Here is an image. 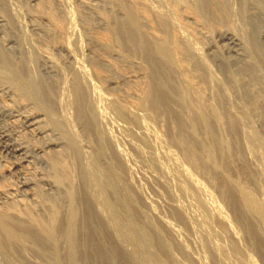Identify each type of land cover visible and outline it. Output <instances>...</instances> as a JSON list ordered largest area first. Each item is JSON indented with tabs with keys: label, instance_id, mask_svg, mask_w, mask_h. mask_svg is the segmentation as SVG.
Wrapping results in <instances>:
<instances>
[{
	"label": "rangeland",
	"instance_id": "374dc122",
	"mask_svg": "<svg viewBox=\"0 0 264 264\" xmlns=\"http://www.w3.org/2000/svg\"><path fill=\"white\" fill-rule=\"evenodd\" d=\"M118 1H120V0H118ZM121 1L124 2V0H121ZM144 1L150 7V9L147 11V15L149 17L150 23L152 22L150 25L152 31L151 30L150 31L154 34V36L156 35L155 37H157V39H161V38L163 39L166 36L165 33L168 34V32H166L165 29L163 28V26L162 25L160 26V24L164 23L165 21L162 22L163 19L160 20V18H158L156 16V14L158 15V13L161 16H165L164 19L166 17L167 18L169 17L168 19L170 21H172L173 17H174L173 18V21H174L177 19L178 20L181 19V17H184V14H186V13H189L192 15L194 13L193 17L196 16V17H194V19L198 23L197 27H199V28H197L193 24V22H187V23L192 24V25L188 24L189 28L191 30H193V28H195L194 30L200 29L199 31H201V32L204 31L205 34L203 32L202 33L204 35H207L206 38H201L199 35L196 34V36L201 38V39H199L200 42H198V44H199L198 47H200V50L202 49L201 51H202V54H204V58H205L204 61L206 60L205 64H208V65H206V67L208 66L207 67L208 72L209 73L212 72V73L209 74L210 78H208V79L207 78L201 79L200 77L199 78L195 77L191 80L192 83H194V85L196 87V91H194L195 94L192 93V97L190 96L191 98L189 97L188 101L186 102L188 109L189 110L191 109L190 113H188V114L182 113L184 115L181 116L182 115L181 111H183L181 108L182 105L176 101L172 102L169 106L166 107V106H163L161 104L156 105L152 102L151 99H149V100L147 99V105H146L147 111H146V113L144 110H143L144 112L143 111L140 112L139 118H142V119H139L137 122L135 119H133L131 117L130 118L120 117L118 115V113L115 110H113L112 106L111 107L109 106V105H112L111 104L112 101L114 102V101L118 100L119 102H122L121 97L122 96L125 97V93L128 94V93H131L135 89L140 90L142 88L141 90H143V89H147V87H151L153 80L156 78L157 75H159L158 71H159V73L161 71L160 65L157 64L159 66V67L158 66L156 67V68H158V70H156L153 66L150 65L149 60H150L151 55L149 52V48H150L149 45L151 42L150 40H152V39H148L149 38L148 37V34H149L148 31L149 30L146 29L145 27L141 26L140 27V33L141 34L139 33L140 36L138 35L139 39H141L144 44L148 45V48L144 44H143V46L138 45L137 44L138 36L136 34H134L132 32L128 33V32L123 31V27H122L123 19H122V17H120V15L117 14V12H114L115 9H116L115 11H117L116 6L114 7L115 8L114 10L113 9L110 10L109 8L102 7L101 5H98L96 2H93L91 0L90 1L89 0H82V1L81 0H66V4H65L66 8L65 7L62 8L57 4L56 0H38L36 2H33L32 0H0V16L5 21V25L3 27H0V73L3 74V68L5 66H7V64L11 65V66H15V67L19 68L20 70L22 69L21 72H23L24 74L26 72L25 70L28 69L27 71L29 73H31V75H33L37 80H40L39 81L40 84L44 85V87L42 86L43 87L42 90L44 93V97H46V100L44 98V103H42L38 100H35L33 97H30L29 95L24 96L22 93L20 94L19 90H15L12 88L11 89V95L9 92L6 95L3 94V96L1 97L2 98L1 102L3 103V105H5L6 109L17 111L19 116L20 115L22 116L26 113L39 112V111H40V113H42L45 111L50 116H52L51 119L48 118L50 121H48L46 119V123H47V125L50 126L49 128H52L51 130H53V134L50 133L48 135V137H44V138L37 137V138H35L32 136V133L29 132V130L24 128V126L22 124V118L21 117L20 118L16 117L15 119H12L11 121L5 120L4 117H0V142H1V137L3 135L4 130H8V131L16 130V131H18V133H17L18 134V138H17L18 142H23V143H26V145L31 144V146L39 147L40 145L43 144V142H46L48 139L55 141V139L57 140L59 138V137L57 138L58 133L54 129V127H52L53 126L52 124L56 123L57 120H58V122H61L63 120L64 122L65 121L68 122L67 126L69 125L68 126L69 129L71 126L73 127L72 130L76 132L78 138L82 142H84L85 144H87L89 146L90 145L95 146V148H96L99 144L98 143L99 141H98L97 129H95L96 128L95 123H97V122H96V117H95L96 113L94 114V111L99 112V114L102 115L103 121H104L101 128L103 129L104 133L107 134L106 137L108 139L104 140L105 154H104L103 159H102L103 161H100V158L93 159V161L100 168L101 174L106 175L107 172H109V173L113 172L116 177L118 176L117 177V179H119L118 183H120L123 186V184L126 182V186L129 185L128 187H130V189H131L130 193H131V198H132L131 204L133 202V204L131 205L132 207L130 208V214H129V216L126 215L124 217L122 212L119 213L118 217H117V221L122 226L125 223L124 218L129 217V220L132 221L131 222L132 227L131 226L130 227H128V226L124 227L123 226L124 227L123 229L124 230L129 229L130 232H132V235L138 239V241L140 243L139 245L141 246V247H139L140 250L141 249L144 250L145 248L143 247V244L141 243L142 241H140L141 239H139L135 230L142 228V225L145 224L143 217H142V212L143 213L145 212L146 214H148L149 219L151 220L150 221L151 223L154 221L153 222L154 224H152V225L155 226V227L154 226L153 227L157 231H155L154 228H151L150 226L149 227L146 226L147 230L150 228L149 231L144 229L145 234L149 235L151 241L153 240V242H154L153 243L154 244L153 245V253L148 254L145 252L146 253L145 256H147V258L150 260V263H152V264H158V263H163V264H174V263H176V264L177 263L178 264L179 263L180 264L181 263L182 264H194V262L185 254L182 247L180 246V248H179L178 243L176 242L171 231L162 222V219H166L171 224L172 227L175 226L174 227L175 230L177 229L176 232L179 235V236H177V239H180V242L187 248V250L189 252H191V254L194 257L195 256H196V258L200 257V259H202L204 257L205 259H203V260L205 261L206 264H217L216 261L213 259L212 255L210 254L209 245H208V242L206 240L207 236H209V237L212 236L211 240H213V239L215 240V241L213 240L214 244L215 245L218 244L217 246L221 247L224 252H227L225 254V256H226L227 260L229 259V264H244L245 263L244 258H246L247 255H248V257L250 255V259L253 261L254 264H264V256L262 255L261 251L259 252V250H257V249L255 250L253 247L250 246L251 243L256 240V238H257V241H259L260 238L257 237V235H256V238L254 240L253 234L255 235V233L253 230L254 228H253L252 222L250 221L249 217L247 218V216L244 214L243 210L241 209V206L239 203L240 202L239 198L234 191L235 186L232 184V182H230V180L231 179L236 180L239 178L240 181L243 182L245 185H247L249 187L248 189L253 192L252 193L250 191L251 194H253V196H255L256 200H258L259 202L261 201V204L263 203L262 204L263 206H264V185H263L264 182H261L260 184L255 185V183L252 181L254 176H253V173L249 170L248 165L246 163L247 161L245 160V158L243 156L242 139L239 136V133H237L239 131L236 128L232 129L229 127V122L230 121L236 122V118L225 113V108H227L228 105H231V107L232 106L235 107V108L232 107L233 112H240L239 110L242 107H243L242 109H244L245 107L249 106L247 104V102H245L247 100H246V97H244L245 96L244 86L246 85V83L251 82V76L252 75L250 74L249 70H245V72H242L243 74L240 75L241 77L239 76L240 78L237 77L239 79L238 83H237L236 80L235 81L233 80L234 79L233 76L228 75L227 70L226 69L223 70L219 66V63L215 59H213L210 54H208L209 52H207L205 49L206 45H208V43H210V42L216 41L215 39L217 36V32L219 30L223 31V29H224V31H225L228 28L227 27L225 28V26H222L223 28L221 29V27L219 25L217 26L212 19L210 20V18H208L209 16L207 17V15H204L205 12H203L202 10L201 11L203 14H201L200 9H198L197 7L194 6L195 5L194 0L193 1L192 0H186V1L182 0L181 3L183 6L180 3V7H179L178 1H175V0H173V1L172 0H144ZM82 2L83 3L85 2V4H88L91 7L93 5L92 8H97V10L99 9L100 13L102 12V14L105 17L110 18L109 19L110 23L112 21L110 26L112 24H114V25H112L111 28H109V29H103V28L99 27L98 23L91 16H89V15L83 16L82 12L84 11V9L81 6ZM113 2L117 4L116 0H113ZM183 2L185 3V5ZM245 2H246V4H245ZM250 2L252 4H250ZM230 5H231V8L233 9V14H234L232 19H231L232 20L231 26H233V27H231L233 29V30L231 29L232 32L235 31L236 34L235 33L234 34L240 38L243 37L242 35H246V34L251 35V36H255L256 32L253 28L251 21H250L248 12H249V9L252 5H256V7L260 10L262 8H264V0H250V1L249 0H230ZM241 5H243L244 8ZM170 7H173V8H170ZM186 7H188V8H186ZM191 7H192V9H191ZM241 8L244 9L243 10L244 14H242V13L240 14L239 9H241ZM151 9H152V11H151ZM153 9L154 10L156 9V10L154 11ZM157 10H161V11L157 12ZM189 10H191V11H189ZM198 10H199V12H198ZM172 11H173V13H172ZM195 11L198 12V15ZM262 11L264 12V10H262ZM162 13H164V14H162ZM43 14L51 16L53 18V21L55 22V25L62 29L63 35H61V37L53 39V37L47 36L46 33H47L48 29L46 28V26L44 27V25L39 26V28L36 29L35 20H38L39 17ZM66 14L69 15L70 21H66V18L64 17ZM178 14H179V18L177 16V18L175 19L176 15H178ZM172 15H173V17H172ZM112 16H114V17H112ZM117 16H118V18H116ZM84 17H85V19H84ZM119 17H120V19H119ZM169 20H167V21L169 22ZM183 22H184V20H183ZM187 23H185V24H187ZM209 23L211 24V26ZM173 25H174V23H173ZM215 25L217 27H215ZM170 26H171V24H170ZM90 27L93 30L96 29L95 31H93L94 35L98 36L96 38H101V39L103 38L102 40L105 39V40H107V42L109 41L108 44L112 43V46L110 44V46H111L110 48L108 47V48H100L99 49V47L96 46L94 40L86 33L87 29H91ZM214 28H215V30H214ZM141 29H142L143 33L141 32ZM176 29H177V31H176ZM176 29H175V27L173 29V30H175V31H173V32H175V35H177V34L182 35L183 30L180 28H176ZM179 29L182 30L181 31L182 33L179 31ZM49 30H51V29H49ZM197 30L195 33H197ZM176 32H177V34H176ZM157 34H159V35H157ZM168 36H169V34L167 35V37ZM136 37H137V40L135 39ZM109 39H111L113 41L111 42V40H109ZM163 40H165V39H163ZM6 41L12 43L11 44L12 46H8ZM148 41H150V42H148ZM56 42H57V44L66 43L69 46V49L71 48L70 51L72 52L74 58L78 60V62H77L78 66H80L82 71L84 73H86L85 74L86 79H84L82 81L84 82L86 80L87 83H92L91 88L94 87L93 89H91V88L88 89V92L90 94L87 93V91L84 89L85 87L82 85L83 90L81 91V94L80 95L78 94L77 96L75 95V92L73 91L74 76H75L74 72L72 70V67H71L69 61L67 60V58H65L66 57L65 54L52 50L51 46L55 45ZM4 44H6V45H4ZM3 45H4V47H3ZM49 48H50V50H49ZM90 48L94 51H97L96 53L100 54L103 57L107 56L109 54L111 48H112L116 52L119 51L118 54L120 53V55H119L120 58H116V59L111 61L112 65H113L112 70L111 69L109 70V68H105V67H104L105 68L104 69L102 66L101 67L100 66L95 67L91 64L90 59L86 55V52L88 50H91ZM36 50L38 52L40 50L44 53H47L50 56V59L52 60L51 61V67L53 68V71H55L57 78H56V76H55V78H54V76L48 77L45 74V72L42 68L43 67L42 60L40 59L38 52ZM133 60L136 62H133ZM3 65H5V66H3ZM82 67H84V68H82ZM54 68H55V70H54ZM115 70H117V71H115ZM247 71H248V73H247ZM226 72H227V75H226ZM127 73H138V74H140L141 78L138 81L139 83H135V85L130 84V85L124 86L125 89L124 88L123 89L125 91L122 89L123 92L121 90L114 89L113 87L110 86L109 83L112 81V79L113 78L116 79L118 77L116 74L122 75V74H127ZM88 74H89V76H88ZM0 76H2V75H0ZM87 76H88V79H87ZM115 76H117V77L115 78ZM211 76L214 79L213 82L215 80L217 81V83L221 82L219 85H216L215 84L216 82L214 83L217 88L220 87V85H221V87L222 86L223 87L222 88L220 87V89H217L216 87L213 88L212 86H214V84L212 85V83L210 82V81H212ZM62 78H63V80H62ZM89 79H91V80H89ZM56 80H57V82H56ZM0 81H1V79H0ZM45 82H46V84H45ZM86 82H84V84ZM263 83L264 82H261L259 85H256V86H258L260 88H264ZM4 84L1 83L0 86L4 85L6 87H10L9 84L8 85H6V83H4ZM239 84L241 86L242 85H244V86L240 87ZM45 86H47V87H45ZM209 86H210L211 90L213 89L212 90L213 93H211V94H210L211 90H210ZM240 88H241V90H240ZM197 89H198V91H197ZM221 89H224L227 91L229 90V94H231L230 99L232 98L231 99L232 103L228 102L229 100L225 101L227 99V97L223 96V94L221 93L222 92ZM12 90H13V94H12ZM55 90H57V91H55ZM216 91L217 92L220 91L219 94L221 95V97H223L222 102L219 105H217V104H218V102L220 103V97L217 96ZM196 92H200L199 93L200 95H198V93L196 94ZM47 94L48 95L50 94V95L48 96ZM82 94L84 96L83 99H81ZM201 94H203V95H201ZM209 95L211 96V98L213 97L211 99L212 101L210 100ZM11 96H13V97H11ZM89 96H91V97H89ZM201 96H202V98H200V100L202 103L200 104L199 97H201ZM216 96H217V98L214 99V97H216ZM52 97L55 99H52ZM124 97H122V98H124ZM208 97H209V99H208ZM218 97H219V100H218ZM86 99H88V100H86ZM196 99H198L199 101L198 100L196 101ZM202 99H205V100L202 101ZM81 100L82 101L84 100L83 101L84 103L81 102ZM207 100H209V101H207ZM124 101H125V98H124ZM129 101L134 103L135 105L139 104V102L135 99H132V100L129 99ZM215 101H217V102H215ZM226 102H228V103H226ZM80 103L83 105L82 107H84V117L85 118H83L82 116H78V115H80V113L78 111L79 110L78 107H79ZM211 103H213L214 106L216 105L217 106L216 108H218L219 110L221 108L220 111L224 110V112H223V115H222L221 120H220L221 127L218 129L215 126V124L213 123V121H211L212 119H210V121H209L210 131L208 132L206 130V128L203 127L202 122L197 118V116H195L196 115L195 114V112H196L195 108L197 110L202 105H204V104L208 105ZM92 105L95 107H92ZM250 107H251V105H250ZM88 109H90V110H88ZM86 110H87V112H86ZM0 113H2L1 108H0ZM252 113L253 112H251L250 114H252ZM86 114H87V116H86ZM141 114H142V117H141ZM145 114H147V115H145ZM250 114H249V116L243 115V118H245L246 123L249 127L248 128L247 126L246 127L244 126L242 128L243 131L245 130L244 133L245 132L251 133V132H249V129L251 130L253 128L251 130L252 133L259 136L261 139L263 138L262 140H264V121L261 120V118H259V116H257L256 114L255 115H254V113L252 115H250ZM0 115H2V114H0ZM143 115H144V117H143ZM253 115L255 116L254 118H253ZM53 119H55L56 122ZM86 120L89 123V124L87 123L88 127H86V125L84 124V123H86ZM191 120H194L195 127H196L195 134H192V135L189 133V129H188L189 122H191ZM92 121H93V123H92ZM199 121H200V123H199ZM49 122L52 123V124L50 123L52 126L49 124ZM251 122H252V124H251ZM70 124H71V126H70ZM143 125L145 126V128H143ZM141 128L143 129V131L141 130ZM246 130H248V131H246ZM180 132H183V135H185L187 137V141L192 143L193 149L195 150V153H196V161H195L196 165L192 164L188 160V157L186 154L187 148L185 146L183 148L176 141L177 134H179ZM241 132H242V130H241ZM140 133H145V135L140 134ZM140 135H142V136H140ZM144 136L147 139H144ZM109 138H111L113 140V142L115 144L114 146H116V148L125 156L127 163L129 165V169L128 168L126 169L125 166L123 165V163H121L120 159L117 158L118 156L114 152V148H113L114 146H113V144L111 145V141L109 140ZM218 138L221 139L222 143H219L218 141L216 143V140ZM200 142H202L205 145V147L210 148L211 150H214L213 151L214 159L216 160L215 166L217 167V169H214L215 166L210 167L209 168L210 171L207 175L204 174L201 170V168H203V166L206 164L204 161L206 151L202 148V146L200 145ZM2 145L3 144L1 142L0 143V172H2V173L3 172L6 173L8 171H10V172H9V175H7L4 179L0 180V191L4 190V187H6L9 184H16L17 180L19 179V176H18L19 173L17 171L11 170L12 166L17 161L16 160L17 157H15V156L13 157V155L8 153L7 151H3V148L1 147ZM223 145H225V147ZM221 146H223V149L220 148ZM248 146L250 147V148L249 147L248 148L251 151V153H250L251 159L257 165H261L262 164L261 160L264 161V159H263L264 157L261 158L262 156H264V152L259 151L260 148L257 145H254L252 143H251V145H248ZM256 146L259 149L256 148ZM215 150H216V152H215ZM62 152H63L62 150H59L60 158H63V156H65V155L67 157V159L65 158V161H64L65 165L67 163L66 166H68L71 164V162L73 164V157H72L73 153H72V151L68 150V153L63 152L64 155L62 154ZM217 152H219V153H217ZM258 154H259V156H258ZM48 155L51 157L52 156L54 157L55 153L54 152H53V154L47 153V155H45L44 157L47 159ZM56 157L59 158V155ZM71 159H72V161H71ZM219 159H220V161H219ZM259 160H260V162H259ZM177 164H178V167H177ZM179 165H180V167H179ZM77 167H78L77 165H76V167H73V165H72V167H71V165L66 167V168H68L69 171H71V173L69 175L70 176L69 180H71V179L73 180L72 182L74 183L73 186H74V190L76 191L75 193L80 194V198H78L77 201H83V206L85 205L84 202H86L87 203L86 206L89 207V203L87 201H84V200H88V197H87L86 193L84 192L86 187H85L84 182L81 180V178H79L80 176H78ZM113 167H114V170H113ZM176 167L178 169L181 167L187 168V171H189V173L192 176L194 175L193 177L195 178V180L197 182L199 181L198 184L200 183L199 185L202 186L201 187L202 193L200 195L201 201H203V200H204L203 202L206 201L205 203L209 206L211 205L210 207H212V206H219L220 207L221 211L224 213L223 215L225 216V218L227 219L229 224L232 225L231 227L234 228L235 231H237L236 234H237V236H238L237 238L239 240L237 242V245H236L237 247H235L234 244H232L231 236L228 235L229 233H227L226 231L224 232L223 227L221 226L220 222H218V220H216L214 217H212L211 214H209V213H211V211L208 209L206 212V209L204 210L203 208H201L199 206L198 200L200 197L198 198V196H196L197 195L196 192H195L196 195H194V192H193L194 190L192 191L191 188H189L188 186H185L186 184H184L183 181L179 177L178 178L180 180H178V178H176L177 177L176 175L179 173V170L176 169ZM8 168H10V169H8ZM73 170H75V171H73ZM128 170H130V171H128ZM58 171L59 170L56 171L55 169H51L45 163H42L39 160L37 161L36 159L32 160L30 164H27L26 169H25V173L27 175H29L30 178L34 177L35 179L37 178V179H44V180H49V179L50 180L51 179L56 180V178H58V177L55 176V173H57ZM225 172L228 176L223 174ZM248 172H250L252 175ZM251 176H253V177H251ZM225 177H227V178L229 177L230 179H227ZM181 182H182V184H181ZM77 186L79 187V189L81 191H79V189L77 190V188H78ZM124 186H125V184H124ZM39 187H40V189L37 188L38 191L40 192L37 196L38 200L40 202H42V201L48 202V198H49L48 194H46L43 191V188H41V186H39ZM203 190H204V192H203ZM221 190L224 193L221 192ZM190 192H191V194H190ZM206 192H207V194H206ZM107 194H108V192H107ZM209 194H211V195H209ZM85 195H86V197H85ZM82 198H84V199H82ZM43 199H45V200H43ZM23 201H24L23 203L25 204V206H24V204L22 206L20 203H16L17 201H15V202L11 203V205L10 204H0V209H4V210H7V209L10 210L11 209L12 211L21 212V213H24V211L26 210V211H30V213H33L32 216L36 220H39V222L44 220V214H42V212L36 211L37 210L36 205H34L28 199H24ZM104 201H105L107 207H110L111 209H117V206H118L117 200H115L113 197H111V195L105 194L104 195ZM150 203L153 206L154 212L151 211ZM173 204L174 205L176 204V207H178V208L173 206ZM78 207H79V215L82 216V211L84 208L81 207V205H78ZM236 210H238V211H236ZM84 213H85V210H84ZM238 213H240V214H238ZM183 214L186 216V218H188L187 220H189V221H187L185 219V216ZM244 219H246V220H244ZM245 221H246V223H245ZM100 224H102V225H100ZM100 224H99V229L101 232L104 233L102 236L104 239L106 238L105 240H107V242H109V239L112 237L111 233L109 230H107L105 228V227H107L106 225H104L102 222ZM145 225H147V224H145ZM101 227H103V228H101ZM247 227H249V228H247ZM213 230H215V233H217V236L213 233ZM207 232L209 235L207 234ZM85 233H86V236H84V239L87 240V242H91L93 240V238H95V236H96V235L91 234L89 232H85ZM88 233L91 234V236H88L89 235ZM162 235L164 236V238ZM204 235H206V236H204ZM157 236H159V238ZM90 237H92V238H90ZM156 237H157V239H156ZM29 240L32 241V239H29ZM33 243H36V245L39 243L38 244L39 246H37V247L41 251H44L42 249H45V252L46 253L48 252L46 250H49V249H47L49 247L45 243H44L45 246L43 243H41L39 241L33 240ZM40 243L42 244L41 245L42 247L40 246ZM162 243L164 245L170 244V245H167V247L170 246L171 249L169 247H168V249L171 250L170 251L171 254L174 253L173 259H175L176 262H173L172 257L170 255H168L166 250H164V248L162 247L163 246ZM262 244H264V243H262ZM98 247H99L98 248L99 250H102L101 249L102 247L100 244L98 245ZM224 248H226V249H224ZM238 250H239V252H238ZM62 252L63 251H61V253ZM10 253L11 252H9V254ZM14 253L17 254V255L15 254L17 257L14 256ZM12 254L13 255H11V256L17 264H19V263L20 264H26L25 262H23V263L18 262V260H19L18 259V252L15 251ZM30 255L34 256L36 259L39 258V257L37 258L36 257L37 255L33 254V252H30ZM62 255H64V254L63 253L61 254V257H63L62 259H66ZM121 257L123 258L122 254H121ZM164 257L167 259H165ZM88 260L89 259L84 260L83 257H80L79 263L81 262L80 264H86L88 262L87 264H93V261L91 263V261L90 260L88 261ZM0 262H1L0 264H4L2 262V259H1V254H0ZM226 262L228 264V261H226ZM105 264H107V263H105Z\"/></svg>",
	"mask_w": 264,
	"mask_h": 264
},
{
	"label": "bare ground",
	"instance_id": "6f19581e",
	"mask_svg": "<svg viewBox=\"0 0 264 264\" xmlns=\"http://www.w3.org/2000/svg\"><path fill=\"white\" fill-rule=\"evenodd\" d=\"M32 1L36 2L38 0H32ZM91 1L96 2L98 5H101L102 7H105V8L107 7L110 10H112V9L114 10L115 9L114 7L116 6L117 11H115L116 10L115 9L114 12H117V14L120 15V17H122V19H123L122 27H123L124 32H128V33L132 32L138 36L140 33V27L141 26L148 29L149 30L148 31V33H149L148 37L149 38L148 37L147 38L152 39V40H150L151 42L148 41V42H150V45H149L150 46L149 52L151 55L150 60H149L150 65L153 66L156 70H158V68H156V67L158 65H160V70H161L160 73L158 71L159 75H157L156 78L153 80L151 87H147V89H143V90H141L142 88L140 90L135 89L131 93H128L129 91L127 90L128 92L127 91L126 92L128 94H126L124 92L125 97L122 96L125 98V101H124V98L121 97L122 102H119L118 100H116L114 102L112 101L113 102V103L111 102L112 105H109V106L110 107L112 106L113 110H115L120 117H124V118H126V117L130 118L131 117V118L135 119L137 122L139 119H142V118H139L140 112H142L144 110L146 113V111H147V108H146L147 99L148 100L151 99L152 102L156 105L161 104V105L166 106V107L169 106L172 102L176 101L182 105L181 108L183 111H181V114L182 113H185V114L190 113L191 109L190 110L188 109L186 102L188 101L190 96L192 97V93L195 94L194 91H196V87H195L194 83H192L191 80L195 77L196 78L200 77L201 79L202 78L208 79V78H210L209 74L212 73L211 71H210L211 73L208 72V69H207L208 66L206 67V65H208V64H205L206 60L204 61L205 58H204V54H202V51H201L202 49L200 50V47H198V45H199L198 42H200L199 39L206 38L207 35H204L205 34L204 31H202L204 34L201 31H199L200 29L199 30L196 29L197 33H195L196 32V30H194L195 28H193L194 31L191 30L189 28V25H188L191 23H187V22H193V24L197 27L198 23L194 19V17H196V16L193 17L194 13H193V15L189 14V13H186V14L183 13L184 17L180 16L181 19H179V20L177 19L174 21H173V18H174L173 15H172V17H173L172 21H170L168 19L169 17L168 18L166 17L167 19L166 18L164 19L165 16H161L159 13H158V15L156 14V16L158 18H160V20L163 19L162 22L165 21L164 23L160 24V26L162 25L163 28L165 29V31L168 32V34H169V36L167 37L168 34L165 33L166 36H165V38H163L165 40H163L162 38L157 39V37H155L156 35L154 36V34L151 32L152 30H151L150 25L152 22L150 23L149 17L147 15V11L150 9V7L145 3L144 0H124V2H122L121 0L120 1L116 0L117 4L114 3L115 1L113 2V0H91ZM175 1H178L179 7H180V3L182 0H175ZM56 2L62 8L66 6L65 5L66 0H56ZM194 2H195L194 6L197 7L198 9H200L201 14H203L202 11L205 12L204 15H207V17L209 16L208 18H210V20L212 19L217 26L219 25L221 27V29L223 28L222 26H225V28L226 27L228 28L225 31H224V29H223V31L219 30L217 32V36L215 39L216 41L210 42V43H208V45H206L205 49L207 52H209L208 54H210L211 57L219 63V66L223 70L226 69L228 72V75L233 76L234 79L233 78L232 79L234 81L236 80L237 83L239 80L237 77L242 75L243 74L242 72H245V70H249L250 74L252 75L251 76V82L249 81L250 83H246V85H245L246 87L244 85L241 86L239 84L240 87L244 86L245 96L244 95L243 96L246 97L247 101H245V102H247V104L249 106L245 107L244 109H242L243 108L242 107L239 110L240 112H233L232 109L235 107L232 106L233 107L232 108L231 105L227 104L229 107L227 106V108H225V113L236 118V122H233V121L229 122V127L232 129L233 128L238 129L239 132H237V133H239V136L242 139L243 156H244L245 160L247 161L246 163L248 165L249 170L253 173L254 177L251 176V177H253L252 181L255 183V185H258L261 182H264V161L261 160L262 164L257 165L251 159V154H250L251 151L249 150L250 147L248 145H251V143L254 145H257L261 150L257 146H256V148H258L259 151L264 152V140H262L263 138L261 139L259 136L252 133L251 130L253 128L251 130L249 129V132H251V133H248V132L244 133L245 130L243 131L242 128L244 126L248 127L245 118H243V115L249 116V114L251 112H253L254 115L256 114L257 116H259V118H261V120L264 121V88H260V87L256 86V85H259L261 82H264V12L262 11V10H264V8H262L260 10L256 7V5H252L250 7L248 15H249L250 21L253 25V28L256 32V35L251 36V35H247V34L246 35L241 34L243 37L240 38V37H237L235 35L236 34L235 31L232 32L233 29L231 27H233V26H231V21H232L231 19H232L234 14H233V9L231 8V5H230V0H194ZM245 4H246V2H245ZM250 4H252V3L250 2ZM181 5H182V3H181ZM184 5H185V3H184ZM81 6L84 9V11L82 12L83 16H87V15L91 16L98 23L100 28L109 29V28H111L112 25H114V24H112L110 26V24L112 23V21H111V23L109 21L110 18L105 17L102 14V12L100 13L99 9L97 10V8H92L93 5L91 7L90 5L85 4V2L84 3L82 2ZM241 6L243 7V5H241ZM170 8H173V7H170ZM186 8H188V7H186ZM191 9H192V7H191ZM239 10H240V14L241 13L244 14V11H243L244 9L241 8ZM151 11H152V9H151ZM159 11H161V10H157V12H159ZM173 11H172V13H173ZM189 11H191V10H189ZM198 12H199V10H198ZM198 12H196L197 15H198ZM162 14H164V13H162ZM179 14L176 15L175 19L177 18V16L179 18ZM64 17L66 18V21H70V17L68 14H66ZM112 17H114V16H112ZM120 17H119V19H120ZM116 18H118V16ZM84 19H85V17H84ZM182 19L187 24H185ZM167 20H169V22ZM35 23H36L35 24L36 29L42 25H44V27L46 26V28L48 29L47 33H46L47 36L53 37V39L59 38V37H61V35H63L62 29L55 25V22L53 21V18L51 16L43 14L39 17L38 20H35ZM173 23H174V25H173ZM170 24H171V26H170ZM4 25H5V21L0 16V27H3ZM216 25H215V27H217ZM210 26H211V24H210ZM174 27H175V29L176 28L182 29L183 33L181 32L182 30L179 29V31L182 33V35L181 34L178 35L177 32H176L177 35H175V32H173V31H175V30H173ZM197 28H199V27H197ZM49 29H51V30H49ZM95 30H93L92 28L87 29L86 33L94 40L96 46L99 47V49L100 48H108V47L110 48L112 46V43H110L111 44V46H110V44H108L109 41L107 42V40H105V39L102 40L103 38L102 39L96 38L98 36L94 35L93 31H95ZM214 30H215V28H214ZM176 31H177V29H176ZM141 32L143 33L142 29H141ZM196 34L199 35L201 38L196 36ZM157 35H159V34H157ZM139 36H138L137 44L140 46H143L144 43L141 39H139ZM135 39L137 40V37ZM109 40H111V39H109ZM112 41L113 40H111V42ZM11 44L12 43L7 42L8 46H12ZM4 45H6V44H4ZM4 45H3V47H4ZM144 45H146V44H144ZM51 47H52V50L65 54V56H66L65 58H67V60L69 61L70 65L72 67V70L74 72V75H75L74 76V84H73V86H74L73 91L75 92V95L77 96L78 94L79 95L81 94V91L83 90L82 85L85 87L84 89L87 91V93H89L88 89H90L92 87L91 86L92 83H87L85 80L84 82H86V83L84 84V82L82 81V80L86 79V77H85L86 73H84L82 71L81 67L78 66V63H77L78 60L74 58L72 52L70 51L71 48L69 49V46L66 43L57 44V42L55 45H53ZM146 47L148 48V45H146ZM50 48H49V50H50ZM112 48H111L109 54L105 57L96 53L97 51H94L91 48H90L91 50H88L86 52V55L90 59L91 64L93 66H95V67H97V66L101 67L102 66L103 68L105 67V68H109V70L110 69L112 70L113 65H112L111 61L116 59V58H120L119 57L120 53L118 54L119 51L117 50L118 52H116ZM38 55H39L40 59L42 60V64H43L42 68H43L45 74L48 77L54 76V78H55L56 73H55V71H53V68L51 67V61L52 60L50 59V56L47 53H44L40 50L38 52ZM133 62H136V61L133 60ZM3 66H5V65H3ZM82 68H84V67H82ZM21 70L15 66H11V65L7 64V66H5L3 68V74L0 73V75H2V76H0L1 77L0 82L3 84L6 83V85L9 84V86L11 87V88L6 87V86H4L5 84L3 86L2 85L0 86V108H1V112H2V113H0V114H2V115H0V117H4L5 120H10V121L12 119H15L16 117H19V118L21 117L22 118V124H23L24 128L29 130V132L32 133L33 137H35V138H37V137H41V138L48 137V135L50 133L53 134V130H51L52 128H49L50 126L47 125V123H46V119L48 121H50L49 119L52 118V116H50L48 113H46L45 111L40 113V111H39V112L26 113L22 116L21 115L19 116L17 111L6 109L5 105H3V103L1 102V99H2L1 97L3 96V94L6 95L9 92L11 95V89L12 88L15 90H19L20 94L22 93L24 96L29 95L30 97H33L35 100H38L42 103H44V98L46 100V97H44V93L42 90L44 85L40 84V82H39L40 80H37L33 75H31V73H29L27 71L28 69L25 70L26 75L23 72H21ZM54 70H55V68H54ZM115 71H117V70H115ZM227 72H226V75H227ZM247 73H248V71H247ZM116 75L118 77L115 76V78L116 77L117 78L116 79L113 78L109 84L114 89L121 90L122 92L125 89L124 86L130 85V84L135 85V83H139L138 81L141 78L140 74H138V73H127V74H122V75L121 74L120 75L116 74ZM88 76H89V74H88ZM88 76H87V79H88ZM56 78H57V76H56ZM211 78H212L211 79L212 81H210V82L212 83V85L215 82H216L215 83L216 85H219L221 83V82L217 83L216 80L213 82L214 79L212 76H211ZM62 80H63V78H62ZM89 80H91V79H89ZM56 82H57V80H56ZM45 84H46V82H45ZM215 84H214V86H212V85L211 86L214 88V87H216ZM45 87H47V86H45ZM220 87H221V85H220ZM220 87H218V88L216 87V88L220 89ZM93 88H91V89H93ZM209 88H210V86H209ZM210 90H211V88H210ZM240 90H241V88H240ZM55 91H57V90H55ZM197 91H198V89H197ZM211 91H210V94L213 93V91L212 92ZM221 91H222L221 93L223 94V96L227 97V99L225 98L226 99L225 101L229 100L228 102L232 103L231 102L232 98L230 99L231 94H229V90L227 91V90L221 89ZM197 93H198V95H200L199 94L200 92H196V94ZM219 93H220V91H218V92L216 91L217 96L220 97V103L218 102L217 105L221 104L222 98H223V97H221V95ZM12 94H13V90H12ZM203 94H201V95H203ZM217 96L214 97V99L217 98ZM11 97H13V96H11ZM83 97L84 96L82 94L81 99H83ZM89 97H91V96H89ZM219 97H218V100H219ZM128 98L131 100L132 99L137 100L139 102V104L135 105L134 103L130 102ZM200 98H202V96L199 97V100H200ZM212 98L210 96V100ZM52 99H55V98L52 97ZM208 99H209V97H208ZM86 100H88V99H86ZM197 100L198 99H196V101ZM203 100H205V99H202V101ZM83 101L81 100V102H83ZM207 101H209V100H207ZM215 102H217V101H215ZM228 102H226V103H228ZM201 103L202 102L200 100V104ZM250 105H251V107H250ZM82 106L83 105L80 103L79 107H78V109H79L78 111H79L80 115H78V116H82L83 118H85L84 117V107H82ZM92 107H95V106L92 105ZM216 107L217 106L216 105L214 106L213 103L208 104V105L204 104L201 107H199V109H197V110L195 108L196 112L194 111L196 114L195 116H197V118L202 122L203 127L206 128V130L208 132L210 131V129H209L210 128V123H209L210 119H212L211 121H213V123L215 124V126L218 129L221 127L220 120H221V117L223 115L224 110L220 111L221 108L219 107L220 108V110H219ZM88 110H90V109H88ZM86 112H87V110H86ZM94 114H95L96 122H97V123L94 122L96 124V125L95 124L94 125L96 127L95 129H97L98 141H99L98 142L99 144L96 148H95V146H92V145L89 146V145L85 144L84 142H82L78 138L76 132L72 130L73 127L71 126V124H70L71 127L69 129V127H68L69 125L67 126L68 122L65 121L66 122L65 123L63 120H62L63 122L62 121L58 122V120L56 122L55 119H53L56 122L54 124L49 122V124L51 123L53 126L51 124L50 125L52 127H54V129L57 131V133H58L57 138L58 137L59 138L57 140L54 138L55 141L48 139L46 142H43V144L41 143L42 145H40L39 147L31 146V144L26 145V143H23V142H18L17 141L18 131H16V130H13V131L4 130L3 135L1 137V142L4 146L2 145L1 147L3 148V151H7L11 155H13V157L14 156L17 157V159H16L17 161L12 166L11 170L17 171L19 173V175H18L19 179L17 180L16 184H9L6 187H4V190L0 191V204H10L11 205V203L17 201L16 203H20L23 206V204H24L23 200L28 199L34 205H36V207H37L36 211L37 212H42V214H44V220L39 222V220H36L32 216L33 213H30V211L25 210L26 212L24 211V213H21V212L12 211L11 209L10 210L0 209V254H1L2 262L4 264H17L11 256V255H13L12 253L15 251L18 252V259H19L18 262H22V263L25 262L26 264H80L81 263V262L79 263L80 257H83L84 260L89 259L91 261V263L93 261V264H99V263L100 264H103V263L104 264L105 263H107V264H152V263H150V260L147 258V256H145V254L146 253H148V254L153 253V245H154L153 243L154 242H153V240L151 241L149 235L145 234L144 229L147 230L146 226H148V227L150 226L151 228H154L155 226L152 225V224H154L153 223L154 221L151 223L150 222L151 220L149 219L148 214H146L145 212L144 213L142 212L143 220H144L145 224H147V225L143 224L142 228L135 230L139 239H141L140 241H142L141 243L143 244V247L145 248L144 250L143 249L140 250L139 247H141V246L139 245L140 243H139L138 239L132 235V232H130L129 229L128 230L123 229L125 226H128V227L131 226L132 221L129 220V217L124 218L125 223L122 226L117 221V217H118L119 213L122 212L124 217L126 215L129 216V214H130V208L132 207L131 205L133 204V202L131 204L132 198H131V193H130L131 189H130V187H128L129 185L126 186V182L124 183L125 186H124V184L122 186L120 183H118V180H119V179H117L118 176L116 177L113 172L112 173L107 172L106 175L101 174L100 168L93 161V159H98V158H100V161H103L102 159H103V156L105 154L104 140L108 139L106 137L107 134H105L103 129L101 128L102 124L104 122L102 115H100L99 112H95V111H94ZM252 114H250V115H252ZM145 115H147V114H145ZM183 115L184 114H182L181 116H183ZM254 115H253V118L255 117ZM86 116H87V114H86ZM141 117H142V114H141ZM143 117H144V115H143ZM200 121H199V123H200ZM87 123L88 122L86 120V123H84L86 125V127H88V124H89V123L88 124ZM92 123H93V121H92ZM251 124H252V122H251ZM143 128H145L144 125H143ZM188 129H189V133L191 135L195 134L196 127H195L194 120H191V122H189ZM141 130L143 131L142 128H141ZM241 130H242V132H241ZM246 131H248V130H246ZM183 132H180L179 134H177L176 141L183 148H184V146L187 148V149L186 148L185 149L187 150L186 154H187L188 160L192 164L196 165V163H195V161H196L195 150L193 149L192 143L187 141V137L185 135H183ZM140 134L145 135V133H140ZM140 136H142V135H140ZM144 139H147V138H145V136H144ZM109 140L111 141V145L113 144V146H114L115 144H114L113 140L111 138H109ZM217 141L219 143H222L221 139H219V138L216 140V143H217ZM200 145L206 151V154L204 157V161L206 164L203 166V168H201V170L204 174L207 175L210 171L209 168L215 166L216 160L214 159V153H213L214 150H211L210 148L205 147V145L202 142H200ZM223 146L225 147V145H223ZM223 146H221L220 148L223 149ZM113 148H114V152L118 156L117 158L120 159L121 163H123V165L125 166L126 169L127 168L129 169V165L127 163L125 156L116 148V146H114ZM59 150H62L65 153H68V150L72 151V153H73V155H72L73 164L71 162L72 159H71V161L69 160L71 162V164L70 163L69 164L71 165V167H72V165H73V167H76V165L78 166L77 167L78 176H80L79 178H81V180L85 184L86 188H85L84 192L86 193L88 200H89V201L88 200H84V201H87L89 203V207L86 206V204H87L86 202H84L85 205L83 206V201H77V199L80 198V194L75 193L76 191L74 190V186H73L74 183L72 182L73 180L72 179L69 180L70 179L69 175H70L71 171H69L68 168H66L70 165L66 166L67 163L65 165L64 161H65V158L67 159V157L65 155V156H63V158H60ZM53 152L55 153L54 157L53 156L51 157L49 155H48L47 159L44 157L45 155H47V153L53 154ZM63 152H62V154H63ZM215 152H216V150H215ZM217 153H219V152H217ZM58 155H59V158L56 157ZM258 156H259V154H258ZM263 157L264 156H262L261 158H263ZM34 159H36L37 161L39 160L42 163H45L51 169H55L56 171L59 170L57 173H55V176H57L58 178H56V180H54V179L53 180L52 179L51 180L50 179L44 180V179H37V178L35 179L34 177L30 178V176L25 173V169H26L27 164H30L31 161ZM219 161H220V159H219ZM259 162H260V160H259ZM177 167H178V164H177ZM177 167H176V169H178ZM179 167H180V165H179ZM8 169H10V168H8ZM214 169H217V167L215 166ZM113 170H114V167H113ZM178 170H179V173H178L179 175L177 174L176 178L179 177L183 181V183L186 184L185 186H188L189 188H191L192 191L194 190L193 191L194 195L197 194L196 196H198V198H199L201 193H202V189H201L202 186L199 185L200 183L198 184L199 181L197 182L195 180V178L193 177L194 175L192 176L189 173V171H187V168L181 167ZM73 171H75V170H73ZM128 171H130V170H128ZM9 172L10 171H8L6 173L0 172V180L4 179L7 175H9ZM248 173H250V172H248ZM223 174L227 175L226 172ZM179 178H178V180H180ZM225 178H227V177H225ZM227 179H230V178L228 177ZM238 179H236V180L231 179L230 182H232V184L235 186L234 191L239 198V201H240L239 203H240L241 209L243 210V212L247 216V218L249 217L250 221L252 222L254 229L252 227L251 228L254 230V233H255V235L253 234L254 240L256 238V235H257V237H259L261 239V240L259 239V241H257V238H256V240L253 241L250 246L253 247L255 250L256 249L259 250V252L261 251L262 255L264 256V244H262V243H264V206L262 205L263 203L261 204V201L259 202L258 200H256L255 196H253V194H251L252 191L248 189L249 187L247 185H245L243 182H241L240 179L239 180ZM181 184H182V182H181ZM39 186H41V188H43V191L46 194H48L49 198H48V202L46 201L47 203L45 201L41 200L42 202H40L38 200L37 196L40 192L38 191L37 188L40 189ZM78 189H79V187L77 188V190ZM79 191H81V190L79 189ZM107 192H108V194H107ZM195 192H196V194H195ZM203 192H204V190H203ZM221 192H223V191L221 190ZM105 194L111 195V197H113L115 200H117V203H118L117 209H111L110 207L106 206V203L104 201V195ZM190 194H191V192H190ZM206 194H207V192H206ZM86 195H85V197H86ZM209 195H211V194H209ZM82 199H84V198H82ZM200 199H201V197L199 198V200L197 199L199 206L201 208H203L204 210L206 209V212L208 209L211 211V213H209V214H211L212 217H214L216 220H218V222H220L221 226L223 227L224 232L226 231L227 233H229L228 235L231 236L232 244H234V246L237 247L236 245H237V242L239 241L237 238L238 236L236 234L237 231H235V229L231 227L232 225L229 224V222L227 221V219L223 215L224 213L221 211L220 207L219 206L210 207L211 205L210 206L207 205L205 203L206 201L203 202L204 200L201 201ZM43 200H45V199H43ZM78 205H81V207L84 208L82 211V216L79 215ZM24 206H25V204H24ZM173 206L176 207V204L175 205L173 204ZM150 208H151V211L154 212L153 206L151 203H150ZM176 208H178V207H176ZM84 210H85V213H84ZM236 211H238V210H236ZM238 214H240V213H238ZM185 219L187 220L188 218H186V216H185ZM244 220H246V219H244ZM187 221H189V220H187ZM101 222L108 227L107 228L104 226L111 233L112 237L110 239L108 238L109 242H107V240H105L106 238L105 239L103 238L102 235L104 233L101 232L99 229V224ZM162 222L171 231L176 242L178 243L179 248H180V246L182 247L185 254L194 262V264H206L205 261L203 260V259H205L204 257L202 259H200V257L199 258H196V256L194 257L191 254V252H189L187 250V248L180 242V239H177V236H179V235L176 232L177 229L176 230L174 229L175 226L172 227L171 224L166 219H162ZM245 223H246V221H245ZM100 225H102V224H100ZM101 228H103V227H101ZM247 228H249V227H247ZM149 229L147 231H149ZM154 230H155V228H154ZM155 231H157V230H155ZM85 232H89V233L94 234L96 236H95V238H93V240L91 242H87V240L84 239V236H86ZM213 233L217 236V233H215V230H213ZM91 234H89L88 236H91ZM207 234H208V232H207ZM204 236H206V235H204ZM157 237L159 238V236H157ZM157 237H156V239H157ZM211 237L212 236H210V237L207 236L206 240L208 242L209 251H210V254L212 255L213 259L216 261L217 264H227L226 261H228V264H229V259L227 260V258L225 256V254L227 252H224L221 247L217 246L218 245L217 243H216L217 245H215L213 242L214 239L211 240L212 239ZM90 238H92V237H90ZM163 238H164V236H163ZM29 239H32V241ZM33 240L39 241L43 244L45 243L46 245H48L49 248L46 247L47 249H49V250H46L48 252L46 253L45 249H42L44 251H41L37 247V246H39L38 245L39 243L36 245V243H33ZM41 243H40V246L42 245ZM45 244H44V246H45ZM99 244L101 245L102 250L98 249ZM162 245H163L162 247L164 248V250L167 251L168 255H170L172 257L173 262H176V260L173 259L174 253L171 254V252H170L171 250L168 249V247L170 248V246L167 247V245H170V244L164 245L162 243ZM224 249H226V248H224ZM61 251H63L62 253L64 254L62 256H64L66 259H62L63 257H61V254H62ZM9 252H11V253L9 254ZM30 252H33V254L37 255L36 257L37 258L39 257V258L36 259L34 256L30 255ZM119 252L123 255V258L121 257V254ZM238 252H239V250H238ZM15 254L16 253H14V256L17 255V254L15 255ZM165 259H167V258H165ZM244 259H245L244 264H254L253 261L250 259V255H249V257L247 255V257ZM158 264H163V263H158ZM174 264H176V263H174Z\"/></svg>",
	"mask_w": 264,
	"mask_h": 264
}]
</instances>
